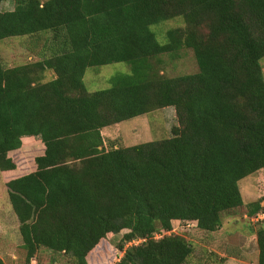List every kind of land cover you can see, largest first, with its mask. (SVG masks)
Returning <instances> with one entry per match:
<instances>
[{
  "label": "trees",
  "instance_id": "1",
  "mask_svg": "<svg viewBox=\"0 0 264 264\" xmlns=\"http://www.w3.org/2000/svg\"><path fill=\"white\" fill-rule=\"evenodd\" d=\"M169 21L181 25L162 30ZM42 34L48 56L0 60V172L16 169L9 153L42 151L5 183L24 264L41 250L88 264L121 233L116 264H188L185 226L211 234L241 207L264 214V195L244 205L238 186L264 171V0H14L0 12V42ZM186 50L197 72L165 75L163 57ZM113 63L130 72L87 92L86 70ZM165 108L170 137L105 145L103 130ZM253 234L264 264L263 222Z\"/></svg>",
  "mask_w": 264,
  "mask_h": 264
},
{
  "label": "rangeland",
  "instance_id": "2",
  "mask_svg": "<svg viewBox=\"0 0 264 264\" xmlns=\"http://www.w3.org/2000/svg\"><path fill=\"white\" fill-rule=\"evenodd\" d=\"M13 8L14 0L0 3L1 13L12 11ZM163 25L162 30H165L180 26L181 23L169 21ZM47 38L49 35L42 34L35 37L10 38L0 42L2 64L7 68H13L48 56V51L44 49L48 42ZM157 39L159 42L163 41L160 36H157ZM163 61L164 73L169 77L197 72L193 54L189 50L181 52L176 60L163 57ZM261 65L264 70V59ZM129 69V66L124 63L87 69L83 76L86 91L91 93L109 88V80L112 77L128 74ZM49 78L50 75H47V80ZM174 126H176L175 112L173 108H165L107 128L102 131V136L106 146L109 142H113L114 146L129 147L170 137L171 128ZM32 146L22 147L21 151L19 150L20 152L12 157L18 176L34 171L33 159L40 156L42 151L40 147ZM263 176L264 171H261L238 183L244 205L264 195V180L261 181ZM257 183L260 186L263 185L262 188L259 187V190ZM4 192L0 185V261L3 264H24L26 253L22 249V243L11 244L13 239L17 238L15 228L7 225V231L2 232V226L16 219L9 204L7 192ZM245 213V207H241L230 214L222 215L220 229L211 234L203 233L189 225L178 231L177 234L185 237L193 245V255L188 264H257V248L253 232L260 223H264V217L258 214L247 218ZM4 234L5 236L2 237ZM123 234L109 235L95 254L88 259V264H116L122 255L116 257L117 261L113 255L116 254L115 248ZM30 264H69V258L62 254L41 250L36 253Z\"/></svg>",
  "mask_w": 264,
  "mask_h": 264
},
{
  "label": "crops",
  "instance_id": "3",
  "mask_svg": "<svg viewBox=\"0 0 264 264\" xmlns=\"http://www.w3.org/2000/svg\"><path fill=\"white\" fill-rule=\"evenodd\" d=\"M106 130V129H105ZM21 151V150H20ZM19 150L18 151H15V152H12V153H9V156L10 157H13V155H15L16 153H18V152H20ZM16 177H20V176H18L17 175V171H13V172H11V171H8V172H0V185H2V187H3V189H4V191L5 192H7V189H6V187H5V183L9 180V179H12V178H16ZM4 192V193H5ZM2 223H5L6 224V222H2ZM15 223H16V225H15ZM7 225L9 226V227H14L15 228V231H17V240H15V238L13 239L14 241H12V243L11 244H17V245H20L21 243V239H20V236H19V234H18V222H17V220L15 219V220H12L10 223H7L6 225H4V226H2L1 228H2V232L4 231V232H6L7 231V229H8V227H7ZM15 225V226H14ZM16 233V232H15ZM5 236V234L2 236V237H4ZM6 239V238H5Z\"/></svg>",
  "mask_w": 264,
  "mask_h": 264
},
{
  "label": "built area",
  "instance_id": "4",
  "mask_svg": "<svg viewBox=\"0 0 264 264\" xmlns=\"http://www.w3.org/2000/svg\"><path fill=\"white\" fill-rule=\"evenodd\" d=\"M262 215V217H264V214H260V216ZM262 220V219H261ZM158 238V237H157Z\"/></svg>",
  "mask_w": 264,
  "mask_h": 264
}]
</instances>
